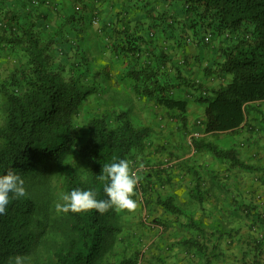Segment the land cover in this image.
I'll list each match as a JSON object with an SVG mask.
<instances>
[{"label": "trees", "instance_id": "16d2710c", "mask_svg": "<svg viewBox=\"0 0 264 264\" xmlns=\"http://www.w3.org/2000/svg\"><path fill=\"white\" fill-rule=\"evenodd\" d=\"M45 1L0 0V52H16L21 61L20 68L9 77L0 78V175L14 170L27 182L46 169H54L66 193L73 188H93L98 199H106L103 189L108 180L101 179L106 177L103 166L123 158L141 177L135 199L143 198L144 204H151L150 178L166 172L157 169L159 162L145 158L154 128L138 124L128 110L122 109L96 114L83 130L77 128L75 121L85 103L105 92L100 83L102 74L94 69L78 37L83 18L68 19L62 26L55 25L50 34L44 33L50 26L47 16L40 15L38 9ZM168 2L180 3V12L154 11L155 16L154 12L147 14L146 29L138 22L130 26L122 21L121 26L115 24L106 32L105 44L124 64L120 81L129 83L135 98L164 111L182 128L187 125L189 95L203 107V119L198 124L205 134L235 132L245 124L251 106L264 103V0ZM157 31L169 34L178 47L190 42L203 49L217 42V59L212 67L204 69V76L228 77L229 81L209 87L192 78L186 59L183 64L175 63L155 45ZM201 140H193L189 147L252 170L235 151ZM159 150L164 149H155ZM72 158L90 164L86 177L70 163ZM197 179L190 181L192 187L199 186ZM12 195L7 212L0 215V264L28 258L41 228L40 204L28 194L23 198ZM152 206L172 215L182 214L172 198L164 200L157 195ZM248 208L256 210L257 206ZM119 213L115 207L104 213L95 209L62 211L64 235L54 246L48 264H97L112 230L111 221ZM254 215L264 224V212ZM186 244L196 245L191 240Z\"/></svg>", "mask_w": 264, "mask_h": 264}, {"label": "crops", "instance_id": "0c3cea01", "mask_svg": "<svg viewBox=\"0 0 264 264\" xmlns=\"http://www.w3.org/2000/svg\"><path fill=\"white\" fill-rule=\"evenodd\" d=\"M11 3L13 5V2ZM180 9V3H170L168 0H47L45 4L39 6L38 12L47 16L46 21L50 26H62L68 19L83 18L78 37L80 36L82 47L92 58L94 69L102 74L100 83L103 89L108 90L116 85L121 88V84L128 87L129 83L120 81L124 64L114 57L110 47L105 44L108 41L106 32L115 24L121 26L122 21L129 23L130 26L138 22L146 29L149 23L148 13L164 10L168 14L172 12L178 14ZM155 14L157 13L154 12V16ZM93 19L97 20V23H94ZM169 36L157 31L153 37L155 45L165 50L175 63H184L183 59H186L188 67L191 68L189 73H192V78L203 81L209 87L229 81L228 77L217 79L213 76L207 78L204 76V69L212 67V61L217 56V42L203 49L190 42L178 47L174 39L168 38ZM207 52L214 55L210 62L205 58ZM187 100V116H190L189 109L196 106L195 108L199 109V119L202 120L203 107L194 103L189 95ZM254 106L257 110L250 113L245 120L246 125L243 124L235 132L205 134L201 130L205 136L211 137L209 143L224 150L235 151L241 162L247 167L251 165L252 170L232 166L207 152H195L193 149L189 154V157L193 158L180 162L187 159L188 155L182 156L176 145L175 149L168 148L167 154H158L155 150L146 152L145 158L148 157L150 160L156 159L159 162L174 159L164 166L157 165V169H164L166 172H161L157 178L152 176L149 187L151 206L154 205L157 195L164 200L172 198L175 205L182 210L181 215L173 216L186 217L185 220L167 221L168 223L156 221L160 222L158 224L169 225V229L174 232L176 228L182 227L178 232L181 236L177 242L184 246L185 253L178 259V264H207V261L209 264H264V224L259 221V228H255L258 236L253 235L254 228H249L254 220L250 218L248 211L251 209L248 207L257 206L251 214L258 212L259 209L264 212V103H255L251 107ZM191 117L195 116L191 114ZM177 162L180 166L185 164L187 169L192 170L193 176L177 177L175 174L180 171L170 169L171 165ZM190 179H197L199 186L192 187ZM139 200L144 201L140 198ZM149 204L147 202L144 204L146 209ZM186 207L187 211L184 212L183 209ZM164 213L169 215L167 212ZM163 216L165 217V214ZM142 220L141 218L140 223ZM190 240L195 241L196 245L186 244ZM193 250H196L195 257H192L195 254L191 253ZM231 253L235 254L232 256ZM236 254L237 258L234 259Z\"/></svg>", "mask_w": 264, "mask_h": 264}, {"label": "rangeland", "instance_id": "374dc122", "mask_svg": "<svg viewBox=\"0 0 264 264\" xmlns=\"http://www.w3.org/2000/svg\"><path fill=\"white\" fill-rule=\"evenodd\" d=\"M54 28L55 26H50L44 33L50 34ZM81 54L80 52L79 56ZM205 54V58L209 62L214 59L213 53L207 52ZM17 56L16 52H0V78L6 79L13 70L17 67L20 68L19 64L21 61ZM61 58L66 60L65 56ZM195 107L192 106L189 109L190 116H187L186 128H182L179 123L170 120L164 111L155 109L148 103L137 100L131 93L129 87L121 84V88H118L117 85L112 86L102 94L100 93L99 95L91 97L82 107L75 124L78 129L83 130L89 118L96 114L104 111L111 112L114 109L128 110L130 117L135 122L143 125H151L154 128L152 146L149 149L151 152L162 147L164 150H159L157 153L167 154L168 148L174 147L172 149H175L178 146V150L181 151L182 156L188 155L187 159L180 161L183 162L184 160H191L193 158V156L189 157L191 148L187 145L186 136L189 135L190 131L196 132L195 130L197 129L201 131L200 125L198 124L199 109ZM2 108L3 101L0 97V114ZM256 110L257 107H253L251 113H254ZM191 114L195 117L192 118ZM201 139L203 143L211 142V137L209 138L202 133ZM176 153L179 154L178 151ZM171 161L160 160L158 166H164L167 163H171ZM154 162L158 161L154 159ZM70 163L80 170L83 177H86L90 164L75 158H72ZM158 166L156 165V167ZM173 167L175 171H180L179 173L176 172L175 175L177 177L180 175L183 177L189 176V178L193 176L192 170L187 169L185 164L184 166H180L178 163L174 164ZM182 171L184 172L181 173ZM24 186L26 193L33 197L41 206V228L39 229L38 241L34 250L28 258L21 261L23 264H48L49 256L54 246L62 241L65 231L64 223H62L63 220L61 219L62 210L57 207L58 204L63 203L62 197L66 193L64 185L54 169H46L37 177L25 182ZM143 202L142 200H138L139 206L132 211L118 209L120 213L111 221L112 230L107 236L104 250L97 264H121L123 261L129 260L133 261L134 264H178V259L184 256L185 248L180 245L181 243L179 244L177 242V239L181 236L178 232L182 227L176 228L174 232L172 229H169V225L158 224L154 220L168 223L167 221L185 220L186 217H176L172 214L168 215L158 207L151 206V204L146 209ZM183 210L184 212L187 211V207ZM251 211L254 212L255 210H250L249 212L250 218L254 221L250 223L249 228H254L252 230L253 235L257 234L258 236L255 228H259V221L258 218H255L254 213L251 214ZM262 213L261 209L257 212V214ZM163 214H165V217ZM143 215H145V219ZM141 218L143 220L140 223ZM169 230H171V233H169ZM162 241L164 242L162 243ZM191 253H195L192 257L196 256V250H193ZM231 254L233 256L235 253ZM238 256H240L239 253ZM235 258H237V254Z\"/></svg>", "mask_w": 264, "mask_h": 264}, {"label": "clouds", "instance_id": "9594fccd", "mask_svg": "<svg viewBox=\"0 0 264 264\" xmlns=\"http://www.w3.org/2000/svg\"><path fill=\"white\" fill-rule=\"evenodd\" d=\"M103 172L106 177L101 176V179L108 180L103 189L107 195L106 199H98V194L93 188H73L63 195V203L58 204L57 207L65 213L92 209L104 213L113 207L121 210H135L139 205L134 197L141 177L132 169L130 161L118 158L114 162L105 164ZM24 184L22 176L14 170H8L0 175V215L7 212L13 198L12 194L15 198H23L27 195ZM16 264H23V262L18 259Z\"/></svg>", "mask_w": 264, "mask_h": 264}, {"label": "built area", "instance_id": "2783aa9c", "mask_svg": "<svg viewBox=\"0 0 264 264\" xmlns=\"http://www.w3.org/2000/svg\"><path fill=\"white\" fill-rule=\"evenodd\" d=\"M34 4H37L35 1H33ZM94 23H97V20L94 19L93 21ZM183 63V62H181ZM200 137V133L199 132H193L192 134H190L187 137V145L192 146L193 144V140L198 139Z\"/></svg>", "mask_w": 264, "mask_h": 264}]
</instances>
